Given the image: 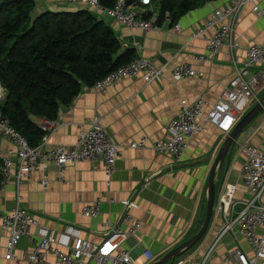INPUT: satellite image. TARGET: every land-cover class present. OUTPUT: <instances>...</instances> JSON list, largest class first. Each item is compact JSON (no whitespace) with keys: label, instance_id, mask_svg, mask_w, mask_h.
<instances>
[{"label":"crops","instance_id":"obj_1","mask_svg":"<svg viewBox=\"0 0 264 264\" xmlns=\"http://www.w3.org/2000/svg\"><path fill=\"white\" fill-rule=\"evenodd\" d=\"M38 1V10L76 11L90 8L84 3ZM234 1L207 0L203 6L177 19L182 26L179 33L172 31L171 23L163 19L160 21L162 16L158 3L156 10L160 15L159 29L145 31L130 28L103 15L115 30L122 50L134 47L138 55L150 58L158 65L170 63L167 74L151 83L142 77L126 78L105 92L84 85L74 101L61 111L58 118L61 126L48 139H44L43 148L49 150L59 145L70 148L77 141L80 129L78 123L89 121L100 114L108 133L122 146L115 171L110 175L102 162L85 159L71 163L66 168L65 179L59 181L57 167L51 163L50 183L47 187L42 185L41 171L35 172L33 177L25 179L21 185L15 179L5 183L0 191L1 208L6 211L15 208L20 193V205L30 211L39 224L61 231L72 223L81 228L84 237L102 243L108 230L123 213L124 201L132 199L133 204L129 208L131 220L126 226L135 220H140L142 225L139 232L131 236L122 248L130 251L134 264H151L193 236L205 216L207 181L211 167V164L200 163L213 152H218L224 137L214 125H209L206 132L195 135L189 141L187 150L180 158L169 152L156 151L152 143L165 136L169 123L179 112L182 99L204 97L212 103L233 76L234 66L225 46L214 59L195 61L193 58L196 53L206 52L207 37L214 33L215 28L208 29L203 37H194L193 34L216 10L229 7ZM256 1L264 7V0ZM237 34L241 43L237 52L240 61L247 59L250 45L264 43V18L256 15L251 4L242 8ZM186 61H193L198 74L193 77H174L171 67ZM262 92L264 86L260 96ZM252 128V144L264 146V112L257 117ZM142 136L149 137L147 147H128L131 141ZM15 147L12 141L0 133L2 154L7 155ZM239 154H233L225 181L237 183V197L241 198L248 195L242 177L246 155L243 157L242 153ZM238 155L243 157L241 162H238ZM224 184L220 185L217 195ZM98 199L101 201V214L96 217L84 215L83 207ZM222 222V217L214 213L207 235L198 248L184 255V264H198L201 249L213 240ZM9 237L8 229L0 227V264H12L6 259ZM221 244H226L228 248ZM33 246V241L24 238L17 253L23 249H32ZM238 246L250 251L245 239L228 233L209 264H238L232 255ZM147 250L152 252L153 258L146 256ZM49 259L55 262L54 257Z\"/></svg>","mask_w":264,"mask_h":264},{"label":"built area","instance_id":"obj_2","mask_svg":"<svg viewBox=\"0 0 264 264\" xmlns=\"http://www.w3.org/2000/svg\"><path fill=\"white\" fill-rule=\"evenodd\" d=\"M56 1L87 4L130 28H141L145 31L160 28V15L157 14L156 2L153 0H138L137 3L117 0L114 7L110 8L103 6L99 0ZM246 4H251L256 15L264 18V7L256 0H235L229 7L216 10L193 34L194 37H203L204 32L215 28L214 33L207 37L206 52L196 53L193 58L195 61L214 59L225 46L230 53L234 74L212 103L204 97L194 100L182 99L179 112L169 123L165 136L152 143L156 151L169 152L180 158L187 150L189 141L195 135L206 132L209 125H214L223 137H226L245 112L261 98V88L264 86V43L250 45L245 61H240L237 55L241 46L237 25L242 8ZM163 20L172 24V31L181 32V23L175 20L169 11L163 14ZM169 66L170 63L158 65L150 58L137 55L129 63L97 81L93 87L105 92L123 79L137 77L151 83L164 77ZM171 73L176 78H183L193 77L198 71L193 61H186L174 64ZM42 121L43 119L40 125L48 131L44 139H48L61 126L59 120ZM78 125L80 129L74 145L70 148L59 145L46 150L43 148L44 142L32 145L24 134L11 125L6 116L0 114V132L17 146V150L11 149L7 155L2 156L0 151L3 175L0 191L10 179H15L16 183L21 185L37 171L42 172L41 182L47 187L50 183L51 163L57 167L59 181L65 179L66 168L71 163L85 159L102 162L107 173L111 175L115 171L122 146L108 133L100 114ZM252 132L253 128L248 127L245 140L239 142L246 155L242 177L248 196L238 198L237 183L225 181L214 205L215 216L222 217V226L213 240L201 249L198 264L210 263L228 233L242 237L250 246L249 252L240 246L233 250L232 255L238 264H264V146L252 144ZM148 142L149 137L142 136L131 141L128 147L145 148ZM21 198L19 193L17 205L10 211L0 207V227L8 229L10 233L6 245V259L12 264H134L130 251L122 248L131 236L139 232L142 225L140 220H135L126 226L131 220L129 208L133 204L132 199L124 201L125 209L118 221L108 230L105 240L95 243L84 237L81 228L75 224L69 223L61 231L39 224L36 217L20 205ZM100 205V199L86 204L82 210L83 214L88 217L99 216ZM24 238L33 241L34 246L17 253V248ZM145 254L149 259L154 257L150 250ZM51 256L55 262L50 261ZM185 261V258H180L174 264H184Z\"/></svg>","mask_w":264,"mask_h":264},{"label":"trees","instance_id":"obj_3","mask_svg":"<svg viewBox=\"0 0 264 264\" xmlns=\"http://www.w3.org/2000/svg\"><path fill=\"white\" fill-rule=\"evenodd\" d=\"M99 1L107 8L117 2ZM153 1L161 20L166 11L177 20L207 0ZM36 8V0H0V82L6 90L0 114L34 146L48 134L40 120H57L84 85L93 87L138 55L134 47L122 50L106 14L94 7L40 10L35 16ZM1 163L0 156V188Z\"/></svg>","mask_w":264,"mask_h":264},{"label":"water","instance_id":"obj_4","mask_svg":"<svg viewBox=\"0 0 264 264\" xmlns=\"http://www.w3.org/2000/svg\"><path fill=\"white\" fill-rule=\"evenodd\" d=\"M264 112V96H262L255 104H253L245 114L239 119L234 129L222 140V144L217 153L213 152L208 158L201 161L200 164H211L210 172L207 181V198L206 212L202 224L198 231L168 251L161 258L151 264H174L176 260L182 258L188 253L199 241H201L208 233L209 226L214 216V205L217 197V192L220 188L217 183V177L224 172L225 182L226 173L232 160L236 144L239 137L247 130L248 127Z\"/></svg>","mask_w":264,"mask_h":264},{"label":"rangeland","instance_id":"obj_5","mask_svg":"<svg viewBox=\"0 0 264 264\" xmlns=\"http://www.w3.org/2000/svg\"><path fill=\"white\" fill-rule=\"evenodd\" d=\"M37 1V3H39V1L38 0H36ZM38 12H40V10H38L37 8L35 9V11H34V15L36 16L37 14H38ZM0 94H1V96H2V98L0 99V102H4L5 101V98H6V90H5V87L2 85V83L0 82ZM262 96H264V92H262V94H261ZM7 118V117H6ZM8 119V118H7ZM9 120V119H8ZM46 120H48V119H43V121H42V123L44 122V121H46ZM57 120H59V119H57ZM10 121V120H9ZM41 121V120H40ZM39 121V122H40ZM253 124H254V122L250 125V128L253 126ZM41 127H42V124H41ZM247 131V130H246ZM245 131V132H246ZM243 133L240 137H239V140H238V142H237V144H236V147H235V151H234V153H236V152H240V154L239 155H241V153H242V156L244 157L245 155V153H244V151H242V149H241V147H240V145H239V142H243L244 140H245V136H246V134L247 133ZM1 133V132H0ZM2 134V133H1ZM3 136H5L4 134H2ZM7 137V136H6ZM7 139H9L8 137H7ZM10 140V139H9ZM10 141H12V140H10ZM44 141V139L42 140V142ZM41 142V143H42ZM15 145V144H14ZM16 146V145H15ZM58 147V146H57ZM17 148V146L15 147V149ZM14 149V148H13ZM11 150V149H10ZM17 150V149H16ZM0 151H1V149H0ZM3 155H5V154H2V156ZM238 155V157H239V159H238V162L240 161H242L243 160V157L242 156H239ZM223 179H224V174H220V175H218V177H217V183L219 184V186L223 183ZM1 207V206H0ZM2 209V208H1ZM204 239V238H203ZM202 239V240H203ZM201 240V241H202ZM201 241H199L192 249H194V248H198L199 246H200V244H201ZM222 245V244H221ZM224 248H228V246H226V244H224V245H222ZM186 256V255H185ZM182 258H184V256L182 257Z\"/></svg>","mask_w":264,"mask_h":264}]
</instances>
